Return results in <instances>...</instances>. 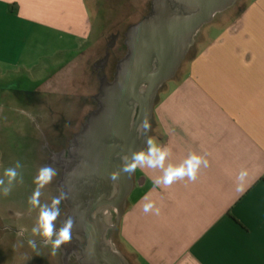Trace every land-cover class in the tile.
<instances>
[{
  "label": "crops",
  "instance_id": "0c3cea01",
  "mask_svg": "<svg viewBox=\"0 0 264 264\" xmlns=\"http://www.w3.org/2000/svg\"><path fill=\"white\" fill-rule=\"evenodd\" d=\"M150 1L123 0L133 10L117 20L121 26L115 29L125 33L148 12ZM241 4L231 15L216 16L212 29L199 31L195 44L203 34L205 46L196 48L159 91L149 137L169 150L165 168L191 154L208 165H201L195 181L185 177L170 186L154 183L163 169L135 170L125 213L106 236L107 245L128 264H264V0ZM113 31H101L84 52L94 34L87 0H0V129L28 137L34 166L56 169V177L42 189V204L59 196L55 183L62 170L60 164L45 162L83 125L99 88L93 66ZM90 52V74L76 75L74 68L83 59L86 63ZM70 53L76 54L68 58ZM61 56L67 58L36 78L44 63ZM119 58L113 57L112 65ZM25 80L28 88L22 87ZM242 169L248 176L241 192ZM148 202L158 215L155 208L143 211ZM38 212L28 209L26 217L37 218ZM9 214L22 217L13 210ZM12 227L0 221L1 240L7 230L17 233ZM13 257L0 264H37L29 255ZM73 258L83 264L75 255L68 264Z\"/></svg>",
  "mask_w": 264,
  "mask_h": 264
},
{
  "label": "water",
  "instance_id": "95a60500",
  "mask_svg": "<svg viewBox=\"0 0 264 264\" xmlns=\"http://www.w3.org/2000/svg\"><path fill=\"white\" fill-rule=\"evenodd\" d=\"M238 1L151 0L148 12L127 28L126 52L112 80H101L96 108L74 135L70 159L63 162L64 220H74L73 238L61 248L64 264L73 255L83 264H128L107 245L106 236L125 213L135 171L121 172L117 181L110 174L120 168L122 155L145 149L138 126L146 116L151 121L159 91L176 76L199 31Z\"/></svg>",
  "mask_w": 264,
  "mask_h": 264
},
{
  "label": "rangeland",
  "instance_id": "374dc122",
  "mask_svg": "<svg viewBox=\"0 0 264 264\" xmlns=\"http://www.w3.org/2000/svg\"><path fill=\"white\" fill-rule=\"evenodd\" d=\"M115 1L116 0H87L89 4L91 19L94 24V34L90 40V43H88L82 51L85 52L88 47L97 40V38L101 34V31L105 30L106 28L112 27L114 31L107 34L108 37L106 42L110 41L111 34L118 32L115 28L121 26V23H119L117 20H122L123 15H126L127 12H129L128 10H133L132 6H129L130 8L128 9V4L123 3V0L122 3L120 0H117L116 2ZM138 2L139 0H135L134 3L138 4ZM242 2L243 0H239L232 9L222 15H231V13H234L236 11L235 7H237V9H242ZM116 6H118L119 9L113 10L112 7L116 8ZM221 16L217 15V19ZM211 27L212 25L208 24L202 29L201 32L203 33L204 30L207 31V29H212ZM202 35L203 34H200V36L198 37L196 44L190 50V53L188 54L186 60L183 62V65H186L187 60H189L193 56L196 48L205 46V42H203L202 40V37L204 36ZM120 37L121 38L118 41L119 43L116 49V53L118 54V57L121 58L126 52V46L124 44V33H121ZM75 54L76 53H70L67 56H70L68 58H72V56H74ZM67 56H61L56 58L55 60H52L51 62L44 63L39 68V71L35 72L36 78H42L45 75V69L48 70L51 67L55 66L56 63L64 61ZM93 56L94 54L90 52L86 56V63L83 62L85 61V59H83L82 62L80 61V63H78L77 67L74 68L76 71V75H81L82 70L86 72L87 76L90 74L89 72L90 69L92 70L91 64L93 62ZM10 80V78H7L6 83H8V81ZM26 81L27 80L22 83L23 88L29 87V81ZM88 100L90 101V98ZM9 112L12 111H6V113ZM29 144L30 143L27 136L17 133V131H14L12 129L6 132L0 129V177H3L4 170L7 167L12 166L15 161L19 160L23 164V168L21 169L23 183L17 182L13 187L10 195L8 196L0 194V221L3 222V224L6 226H13L12 228L17 231V233H15L7 230L5 231L4 235H2V240H4L2 241L0 239V244L3 243V245H0V259H3L5 262H7L10 259L14 258L13 256L18 255L19 253L21 255H29L34 257L35 260L37 259V264H61L60 253L56 251V253L53 254L52 250L50 249V243L45 244L44 241H36V249H33L28 245L29 239H42V237L33 236L32 232L30 233L29 231V229L33 228L36 224V216H33L31 218L26 217V212L30 208L27 200L31 195L29 194V189L30 187H36V185L33 183V179L37 175V172L40 168L34 166L36 161L35 154L34 152L29 151ZM138 190L139 188H137L136 191ZM137 193L138 192H135L134 195H136ZM9 210L18 212L22 215V217L17 218L16 215L9 214ZM4 251H6V253Z\"/></svg>",
  "mask_w": 264,
  "mask_h": 264
},
{
  "label": "clouds",
  "instance_id": "9594fccd",
  "mask_svg": "<svg viewBox=\"0 0 264 264\" xmlns=\"http://www.w3.org/2000/svg\"><path fill=\"white\" fill-rule=\"evenodd\" d=\"M152 125L149 118L146 116L138 126V131L142 129L145 135L146 150L140 149L133 151L131 154H125L120 157L121 166L117 171L110 174V180L117 181L121 172L132 173L138 167L147 166L149 168L163 169V176L157 178L154 183L156 185L170 186L174 181L182 180L187 177L191 181L197 179V172L201 165L207 167L208 161L203 157L191 154L178 166L169 164L165 168V160L169 155L167 148L160 147L152 138L147 136V133L151 131ZM23 164L17 160L12 166L7 167L4 170L3 177H0V194L4 196L10 195L13 187L17 182L23 183V176L21 169ZM57 171L52 165H45L39 168L37 175L33 179V183L36 185L32 195L28 198V204L30 206L29 211L38 209V217L35 226L32 228L33 236H39L43 238L45 244H51L53 254L57 250L61 249L63 245L71 242L73 238L74 220L71 217H67L63 223V226L57 231L55 221L60 216V207L62 201L66 200V194L61 191L59 196L53 197L51 204L41 203L40 197L42 195V189L50 184L56 177ZM248 176V171L242 169L239 173L237 191H244V183ZM155 208L154 203L148 202L144 205L143 211L145 213L153 211ZM155 213L159 214V209L155 208ZM28 245L36 249L37 243L35 239H29Z\"/></svg>",
  "mask_w": 264,
  "mask_h": 264
},
{
  "label": "flooded vegetation",
  "instance_id": "af4514ba",
  "mask_svg": "<svg viewBox=\"0 0 264 264\" xmlns=\"http://www.w3.org/2000/svg\"><path fill=\"white\" fill-rule=\"evenodd\" d=\"M125 34V33H124ZM121 33L120 32H116V33H112L111 36H110V41H107L106 42V47H105V54L103 55V57H101L99 60H97L95 63H94V66H93V72L94 74L98 77V80H99V87H100V83H101V80L103 78H107L108 80H112V76L114 75V72H115V65H112L111 61H112V58L115 57L116 55H118L116 53V49H117V46H118V41L119 39L121 38ZM107 54H109V58L107 61H105L106 59V56ZM120 59V58H119ZM99 92V88H98V91L97 93ZM96 93V94H97ZM93 95L92 98H91V105L89 107V109L87 110V113H86V117L83 121L82 124H84L86 122V120L88 119L89 115L91 114V112H93L96 108V101L94 99V97L96 96ZM81 130V127L78 129V131H76L75 133H73L70 138H69V142H68V145H66V147L61 150L60 152H53V156H50L48 157V159L46 160V164L48 163H56V164H60L61 167H62V170H61V173H60V177L58 179H56V186L58 187L57 188V192L61 193V188L59 185L63 184L64 181L66 179H62V175H63V162H66L67 160L70 159V149L72 147V142H73V138H74V135L77 134L79 131ZM63 154V155H61ZM63 188H65V184L63 186ZM60 207V216L58 217V221H57V225H56V229L58 230L60 227L63 226V224L61 223L62 219L68 212V208L67 206L65 205L64 201L61 202V204L59 205ZM62 264V262H61ZM69 264H79L77 262V260L75 258H73Z\"/></svg>",
  "mask_w": 264,
  "mask_h": 264
},
{
  "label": "trees",
  "instance_id": "16d2710c",
  "mask_svg": "<svg viewBox=\"0 0 264 264\" xmlns=\"http://www.w3.org/2000/svg\"><path fill=\"white\" fill-rule=\"evenodd\" d=\"M128 28V27H127ZM126 32V31H125Z\"/></svg>",
  "mask_w": 264,
  "mask_h": 264
}]
</instances>
